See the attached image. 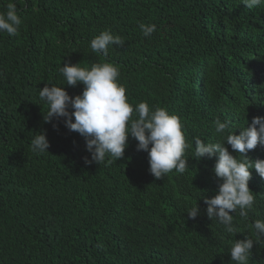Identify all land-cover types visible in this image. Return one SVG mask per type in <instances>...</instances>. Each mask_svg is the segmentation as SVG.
<instances>
[{
    "label": "trees",
    "instance_id": "16d2710c",
    "mask_svg": "<svg viewBox=\"0 0 264 264\" xmlns=\"http://www.w3.org/2000/svg\"><path fill=\"white\" fill-rule=\"evenodd\" d=\"M8 2L23 23L17 36L0 33V264H236L231 243L256 239L249 224L264 219V178L250 170L254 208L247 220L233 213L239 232L228 234L207 216L204 202L222 183L216 158L190 155L197 137L223 139L216 118L231 121L238 135L264 116V4L0 0V11ZM141 23H155L156 32L143 36ZM106 29L125 44L104 58L90 42ZM100 62L119 66L131 103L165 107L181 118L192 144L185 173L156 179L148 153L137 151L131 136L122 158L86 164L84 137L69 131L64 118L44 122L39 91L46 84L73 97L84 89L82 82L68 85L58 69ZM40 132L50 141L44 154L30 147ZM247 156L264 160V145ZM196 203L200 212L192 219L187 211ZM249 264H264V238Z\"/></svg>",
    "mask_w": 264,
    "mask_h": 264
},
{
    "label": "clouds",
    "instance_id": "9594fccd",
    "mask_svg": "<svg viewBox=\"0 0 264 264\" xmlns=\"http://www.w3.org/2000/svg\"><path fill=\"white\" fill-rule=\"evenodd\" d=\"M243 3L252 9L264 4V0H243ZM22 23L16 3L8 2L5 10L0 11V33L17 36ZM139 27L145 37H151L157 30L155 23H141ZM124 44L121 36L106 29L91 40L90 48L98 56L107 58L111 47H123ZM58 71L68 85L76 86L82 82L84 89L82 94L73 97L63 86L46 84L39 91L40 100L47 105L43 119L50 123L64 118L69 131L84 137L86 150L91 154L90 159L84 157L86 164L111 163L122 158L131 136L138 142L137 151L148 153L149 172L156 179L165 178L173 170L178 174L186 172L189 168L186 153L192 144L186 139L181 118L165 107H154L147 102L131 103L125 86L119 81L118 65L100 62L88 68L81 67L80 63H66ZM230 125L231 121L216 118L213 122L215 133L223 139L205 142L195 138V150L190 156L216 158L214 172L222 183L216 195L204 198L207 216L223 225L226 233L236 234L239 231L234 226L233 213L247 220L255 205L256 197L249 187L250 170L255 169L264 178V160H252L247 156L250 150L264 145V116L253 117L251 124L241 127L238 135L229 130ZM226 145L231 146V152ZM30 147L36 154L49 152L50 141L46 133L35 135ZM187 212L195 219L200 208L196 203ZM249 228L255 229L256 239L246 235L231 243V260L236 264H249L254 244L264 238V219H256Z\"/></svg>",
    "mask_w": 264,
    "mask_h": 264
}]
</instances>
